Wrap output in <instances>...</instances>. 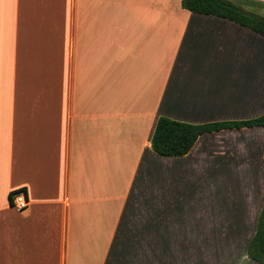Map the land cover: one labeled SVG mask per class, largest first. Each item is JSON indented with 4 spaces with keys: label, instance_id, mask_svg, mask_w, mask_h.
<instances>
[{
    "label": "crops",
    "instance_id": "0c3cea01",
    "mask_svg": "<svg viewBox=\"0 0 264 264\" xmlns=\"http://www.w3.org/2000/svg\"><path fill=\"white\" fill-rule=\"evenodd\" d=\"M263 113L264 35L231 19L182 0H0V264H262L264 126L181 156L152 137L160 117Z\"/></svg>",
    "mask_w": 264,
    "mask_h": 264
},
{
    "label": "trees",
    "instance_id": "16d2710c",
    "mask_svg": "<svg viewBox=\"0 0 264 264\" xmlns=\"http://www.w3.org/2000/svg\"><path fill=\"white\" fill-rule=\"evenodd\" d=\"M182 7L192 12L211 14L231 19L264 35V16L251 12L233 0H182ZM242 126H264V113L248 121H227L192 124L160 117L157 120L152 145L156 153L181 156L189 152L197 138L206 132ZM249 256L264 264V207L258 228L250 246Z\"/></svg>",
    "mask_w": 264,
    "mask_h": 264
},
{
    "label": "built area",
    "instance_id": "2783aa9c",
    "mask_svg": "<svg viewBox=\"0 0 264 264\" xmlns=\"http://www.w3.org/2000/svg\"><path fill=\"white\" fill-rule=\"evenodd\" d=\"M11 204L22 211L29 207L30 202L23 191H18L12 194Z\"/></svg>",
    "mask_w": 264,
    "mask_h": 264
}]
</instances>
